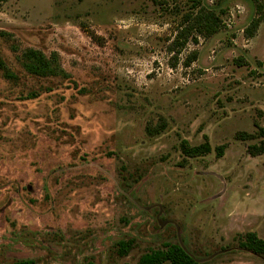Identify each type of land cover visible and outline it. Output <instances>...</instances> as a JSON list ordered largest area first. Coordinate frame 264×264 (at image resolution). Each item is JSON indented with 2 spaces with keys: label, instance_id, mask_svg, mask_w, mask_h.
Wrapping results in <instances>:
<instances>
[{
  "label": "rangeland",
  "instance_id": "1",
  "mask_svg": "<svg viewBox=\"0 0 264 264\" xmlns=\"http://www.w3.org/2000/svg\"><path fill=\"white\" fill-rule=\"evenodd\" d=\"M257 3L0 0V264H264Z\"/></svg>",
  "mask_w": 264,
  "mask_h": 264
},
{
  "label": "trees",
  "instance_id": "2",
  "mask_svg": "<svg viewBox=\"0 0 264 264\" xmlns=\"http://www.w3.org/2000/svg\"><path fill=\"white\" fill-rule=\"evenodd\" d=\"M257 2V0H253ZM264 4H256L257 17L253 18L245 32L247 35H252L253 30L258 26L262 16H264ZM24 61L27 62L26 68L30 73L35 75H57L59 74V67L56 60L53 58L45 57L40 51L34 49H27L23 53ZM0 67H4L2 60L0 59ZM261 129V128H260ZM264 132V131H262ZM193 150L198 152H206L209 150L208 143H204ZM247 243L245 245L258 253H264V243L262 240L257 239L253 233H250L246 237ZM126 248L122 250V253H127L130 248V242H122ZM168 261V264H199L195 261L194 256L180 247L178 243H168L164 248H158L142 254L139 258V264H163Z\"/></svg>",
  "mask_w": 264,
  "mask_h": 264
}]
</instances>
